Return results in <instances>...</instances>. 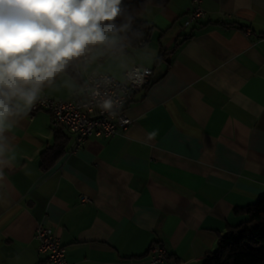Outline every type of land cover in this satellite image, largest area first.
<instances>
[{
  "label": "crops",
  "instance_id": "0c3cea01",
  "mask_svg": "<svg viewBox=\"0 0 264 264\" xmlns=\"http://www.w3.org/2000/svg\"><path fill=\"white\" fill-rule=\"evenodd\" d=\"M201 5L206 15L192 22V0L150 5L142 20L155 55L139 65L153 73L120 134L69 153L72 135L48 111L20 118L0 182V264H52L37 250L40 223L74 264H147L156 242L180 264H201L264 196V0ZM57 131L63 151L43 169Z\"/></svg>",
  "mask_w": 264,
  "mask_h": 264
},
{
  "label": "clouds",
  "instance_id": "9594fccd",
  "mask_svg": "<svg viewBox=\"0 0 264 264\" xmlns=\"http://www.w3.org/2000/svg\"><path fill=\"white\" fill-rule=\"evenodd\" d=\"M152 4L0 0V182L16 160L11 131L46 92L84 98L118 115L123 101L109 89L131 82L140 62L155 55L138 43L144 36L138 20L152 14Z\"/></svg>",
  "mask_w": 264,
  "mask_h": 264
},
{
  "label": "built area",
  "instance_id": "2783aa9c",
  "mask_svg": "<svg viewBox=\"0 0 264 264\" xmlns=\"http://www.w3.org/2000/svg\"><path fill=\"white\" fill-rule=\"evenodd\" d=\"M206 15L201 5V0H192V8L188 14V21H196ZM149 27V26H148ZM148 27L146 31L148 30ZM148 38L139 41L143 46ZM138 73L135 78L126 84L118 81L109 89L110 94L121 98L123 106L116 117L102 112L94 102L84 98L56 99L43 96L41 101L31 110L35 112L44 109L51 114L54 128L62 127L72 135V142L68 148L69 153L80 149L90 137L108 138L114 137L125 130L131 123V118L126 113L127 104L134 98L135 92L146 86L153 73L152 68L138 65ZM37 240V250L46 255L52 264H74L65 258V248L60 238L51 229L38 224L34 234ZM147 264H180L171 259L167 249L160 243H153L148 250Z\"/></svg>",
  "mask_w": 264,
  "mask_h": 264
},
{
  "label": "trees",
  "instance_id": "16d2710c",
  "mask_svg": "<svg viewBox=\"0 0 264 264\" xmlns=\"http://www.w3.org/2000/svg\"><path fill=\"white\" fill-rule=\"evenodd\" d=\"M169 1L153 0L152 5L162 7ZM144 2L145 0H125L129 6H139ZM137 26L143 31V38L149 39L151 27L148 23L141 18ZM165 53L166 50H161L156 61L161 60ZM58 135L57 131L54 143L40 153V166L43 169L49 168L63 151L65 141L59 140ZM242 211L246 218L218 238L216 249L205 253L201 264H264V196L242 208Z\"/></svg>",
  "mask_w": 264,
  "mask_h": 264
}]
</instances>
